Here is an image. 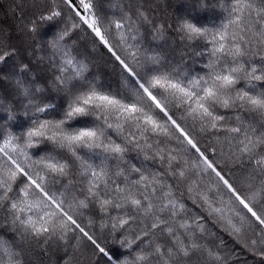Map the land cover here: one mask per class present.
I'll return each mask as SVG.
<instances>
[{
    "label": "snow or ice",
    "instance_id": "obj_1",
    "mask_svg": "<svg viewBox=\"0 0 264 264\" xmlns=\"http://www.w3.org/2000/svg\"><path fill=\"white\" fill-rule=\"evenodd\" d=\"M0 264H264V0H0Z\"/></svg>",
    "mask_w": 264,
    "mask_h": 264
}]
</instances>
